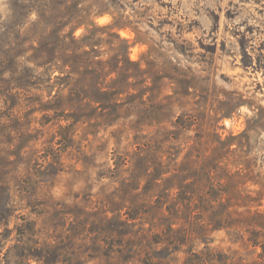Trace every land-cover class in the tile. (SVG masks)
<instances>
[{
	"label": "rangeland",
	"instance_id": "obj_1",
	"mask_svg": "<svg viewBox=\"0 0 264 264\" xmlns=\"http://www.w3.org/2000/svg\"><path fill=\"white\" fill-rule=\"evenodd\" d=\"M116 1L79 96L0 0V264H264V0Z\"/></svg>",
	"mask_w": 264,
	"mask_h": 264
},
{
	"label": "trees",
	"instance_id": "obj_2",
	"mask_svg": "<svg viewBox=\"0 0 264 264\" xmlns=\"http://www.w3.org/2000/svg\"><path fill=\"white\" fill-rule=\"evenodd\" d=\"M85 1L28 0L26 15L22 16L16 11L12 15L17 20H21L23 17L26 21L22 24H27L31 16L34 13L37 14V19L32 22L29 29L31 34L26 36L27 40L31 41L30 49L34 50V53L29 56V60L35 62L37 67H45V71L39 73L41 76L34 74V68L30 69V72L34 74H31V76L48 83L47 87L50 88V95H58L61 89L69 88L72 93L79 96L81 93L92 96V89L90 90L89 86L96 88L97 92L102 95L107 94L108 87L105 89L104 85L107 77L116 70L110 67L111 69L109 68L106 71L105 66H107L108 60L96 59L98 55L94 52L97 42L99 44L104 41L110 42L109 39L105 40L104 37L99 35V30H108L110 35L116 34V37L125 44L127 54L131 47L129 41L121 38L118 33V30L125 27L126 24L121 22L120 18L115 17L112 24L105 26L95 25L94 19L110 12L111 9L114 13H120L119 10L123 8L122 3L111 0L110 7L93 9L92 6L89 8L83 6L82 3ZM85 23H91L93 28H88L82 36H77L75 34L76 29ZM37 41L38 45L35 44ZM14 44L16 46L21 45L16 41H14ZM128 62L135 64L129 58ZM94 65H97V67L102 66L104 71L99 72ZM117 66L119 68V65ZM120 69L124 68L120 66ZM95 78L99 82L95 81ZM58 84L61 85V88L56 94H53V90L56 86H59ZM112 122H114V119L109 121V123ZM185 195L186 191L182 188L177 192L176 199L179 198L182 204V200L186 199ZM183 204L186 205V203Z\"/></svg>",
	"mask_w": 264,
	"mask_h": 264
}]
</instances>
